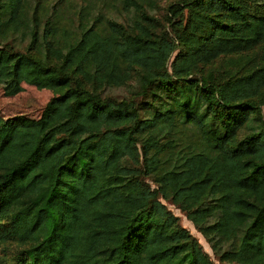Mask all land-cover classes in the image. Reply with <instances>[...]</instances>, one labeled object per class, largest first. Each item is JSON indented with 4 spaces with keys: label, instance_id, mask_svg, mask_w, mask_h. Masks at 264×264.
<instances>
[{
    "label": "trees",
    "instance_id": "1",
    "mask_svg": "<svg viewBox=\"0 0 264 264\" xmlns=\"http://www.w3.org/2000/svg\"><path fill=\"white\" fill-rule=\"evenodd\" d=\"M120 2L133 26L0 0L5 94L61 89L37 120L0 112V243L22 264H215L169 202L223 260L264 264V0H178L174 35ZM251 49L250 72H205Z\"/></svg>",
    "mask_w": 264,
    "mask_h": 264
},
{
    "label": "rangeland",
    "instance_id": "2",
    "mask_svg": "<svg viewBox=\"0 0 264 264\" xmlns=\"http://www.w3.org/2000/svg\"><path fill=\"white\" fill-rule=\"evenodd\" d=\"M144 14L148 17L145 22L150 27L151 31L156 34L169 33L173 34L172 23L169 18V5L178 0H140ZM89 2L95 3L91 8L90 20L96 19L101 15V18H110L124 25H134V19L137 17V10L135 6H125L120 0H28L32 7L40 10L41 18L49 13L60 12L66 19L78 21L81 14L84 15L85 7ZM85 9V10H84ZM83 11V12H82ZM14 38V37H13ZM12 36L10 41H16L14 44L17 48L24 50L27 49V41H20V39L13 40ZM262 50V49H261ZM261 50H248L240 53L224 54L217 57L211 63L205 65V72L209 70L217 71L219 75H226L229 72L245 74L250 72L258 62L261 61ZM177 53V52H176ZM173 55L172 59L176 55ZM170 60L168 66L171 68ZM139 70L134 71L133 79L129 80L126 84L117 87H108V94L122 97H130L134 86L136 85ZM60 88H38L35 85L23 82L20 91L15 95H6L4 92V83L0 80V112L5 118L13 116H21L28 119L37 120L40 118L45 105L53 97L59 95ZM264 114V106L262 107ZM172 211L179 216L181 224L186 227L194 236L197 237L201 243L203 250L209 254L210 258L215 264H240L236 261H227L221 258L217 253L212 242L195 226V224L187 217L176 205L167 202ZM27 246H20L16 241H7L0 243V264H22L20 262V251Z\"/></svg>",
    "mask_w": 264,
    "mask_h": 264
}]
</instances>
